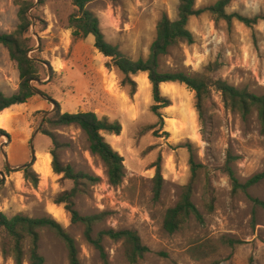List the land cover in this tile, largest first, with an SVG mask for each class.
<instances>
[{
    "label": "rangeland",
    "instance_id": "1",
    "mask_svg": "<svg viewBox=\"0 0 264 264\" xmlns=\"http://www.w3.org/2000/svg\"><path fill=\"white\" fill-rule=\"evenodd\" d=\"M27 1L31 3L28 14L33 39L28 56L40 62L42 71L41 82L32 84L42 96L36 94L28 103L11 107L6 111L7 125L0 126L4 131L0 134V213L8 218H53L75 240L81 264H104L96 248L85 239V227L73 224L65 205L56 204L57 198L74 185L63 175L53 173L50 152L56 150L62 165L100 178L97 185L77 197L76 209L83 216L108 213L96 225L95 234L109 229L137 232L150 249L137 264H264V209L250 199L264 201V180L250 188L248 194H235L227 172L228 166L245 184L264 171V134L257 114L243 119L227 109L221 95L215 93L214 122L206 140L195 110V93L176 83L161 86L162 96L171 105L160 109V118L152 109L155 102L147 74L134 77L136 93L131 94V88L122 85L123 76L111 59L95 47L93 36L74 41L69 18L75 9L69 1ZM217 1L197 0L196 8H209ZM179 2L96 0L87 8L98 17L107 42L138 60L147 58L161 17L166 14L177 19ZM19 9L17 0H0V33L15 31L20 23ZM226 10L250 18L263 16L264 0H234ZM188 29L195 43L172 47L160 60L161 71L204 74L264 95V22L254 28L238 21L228 25L205 12L192 17ZM210 66L214 71L209 70ZM18 89L17 64L0 44V90L12 96ZM57 104L61 113L94 112L100 119L121 124L120 135L103 134L124 158L126 177L121 186L109 184L103 162L91 154L87 137L78 126H52L46 122ZM39 128L33 142V160L30 142ZM42 129L57 138L59 148L42 134ZM46 158L52 172L45 176L36 161ZM191 158L202 166L192 200L204 222L192 218L170 235L163 229L164 217L191 180ZM159 161L164 183L156 200L154 178ZM27 165L38 175L37 185L25 179ZM40 235L39 251L45 264H69L63 240L48 229H42ZM223 237L244 243L236 248L219 244L218 251L203 260L191 256L196 244ZM103 246L109 264H130L121 242L105 238ZM10 249V239L0 227V264H17ZM22 264L29 263L25 260Z\"/></svg>",
    "mask_w": 264,
    "mask_h": 264
},
{
    "label": "trees",
    "instance_id": "2",
    "mask_svg": "<svg viewBox=\"0 0 264 264\" xmlns=\"http://www.w3.org/2000/svg\"><path fill=\"white\" fill-rule=\"evenodd\" d=\"M74 7L75 11L69 18V25L72 29L74 41H79L93 36L95 47L106 58L111 59V63L123 76L122 85L131 88V94L136 93V82L134 77L140 73L148 75L152 85L153 112L162 118L160 109L169 107L171 102L164 98L161 93L163 84H182L186 85L195 93V110L198 115L199 124L202 128L203 137L208 140L211 135L214 122L215 101L214 94L219 93L222 97L224 106L232 112L239 114L243 119H247L252 113H256L261 131L264 134V95L258 96L245 89H238L222 79H214L204 74L189 76L184 73H170L161 71L160 60L169 53V50L178 44L192 45L195 43L193 34L188 29L189 21L192 17H197L205 12H210L216 21H225L232 25L238 21L249 28H254L259 22H264L263 16L253 18L245 17L240 14L227 13V7L234 0H218L213 6L204 9H197V0H180L178 16L176 20L170 19L164 14L157 25V34L152 43L146 59L133 60L124 55L118 46L107 42L100 27L98 17L88 10L87 6L96 0H67ZM19 9V25L14 32L0 33V44L9 52L19 71V89L12 96H6L0 90V113L9 110L16 105L28 103L36 96L35 90L40 92L32 82L40 80L42 71L40 62L31 59L28 53L32 49V37L30 30L32 22L28 14L31 3L27 0H17ZM47 65L50 64L46 63ZM42 68H44L42 66ZM51 68V67H50ZM212 66L209 67V70ZM214 71V70H211ZM41 93V92H40ZM45 113V112H43ZM52 126H78L86 135L89 150L92 155L98 156L106 169L109 184L119 187L126 177L124 158L105 140L104 133L120 135L122 126L119 122H110L107 118L100 119L94 112L84 113H61L57 104L55 112L46 120ZM42 134L49 137L56 147H60L57 138L42 129ZM4 133L0 129V134ZM52 156V169L56 175H63V179L73 182L70 191L63 192L56 200V204L65 205V210L71 216L73 224H82L85 227L84 236L88 243L93 245L99 252L104 264H109L105 252L103 241L109 238L116 242H121L124 255L130 264H137L150 253L149 247L144 245L139 234L132 230H102L95 234V227L108 216L107 212L100 214L83 216L76 209L77 197L84 195L87 191L100 182V178L95 175L76 171L70 165H62L56 150L50 152ZM156 175L154 178V198L158 200L161 196L164 178L160 161L156 164ZM202 166L197 165L191 158V180L183 188L178 203L167 210L163 229L167 234H175L180 231L192 218L203 223V215L194 204L192 197L194 186L198 176V170ZM233 192H244L264 180V171L252 177L245 184L237 179L234 171L227 166ZM25 179L37 185L38 175L33 172L30 166L24 169ZM255 206L264 209V201L250 197ZM211 207V205H210ZM0 227L4 230L11 242V254L17 264H22L25 260L29 264H45V259L40 253V231L48 229L54 233L66 245L68 251L69 264H81L79 250L75 240L65 231V229L53 218H30L24 215H17L13 218L0 213ZM27 243V249H25ZM244 242L241 240L223 237L219 241L207 240L196 244L190 254L193 258L203 260L211 257L218 251V245L236 248Z\"/></svg>",
    "mask_w": 264,
    "mask_h": 264
},
{
    "label": "bare ground",
    "instance_id": "3",
    "mask_svg": "<svg viewBox=\"0 0 264 264\" xmlns=\"http://www.w3.org/2000/svg\"><path fill=\"white\" fill-rule=\"evenodd\" d=\"M6 111L0 113V126H3L5 124L7 125L6 122H8V120H9V115H8V113ZM36 162H37V164L42 166L41 169H42V171H43L45 176L51 174L52 170H51V167H50V162H49V160L47 158L46 159H39V161H36Z\"/></svg>",
    "mask_w": 264,
    "mask_h": 264
},
{
    "label": "water",
    "instance_id": "4",
    "mask_svg": "<svg viewBox=\"0 0 264 264\" xmlns=\"http://www.w3.org/2000/svg\"><path fill=\"white\" fill-rule=\"evenodd\" d=\"M36 82H38V83H40L41 81L40 80H37ZM36 94H38V95H41L42 96V94L40 93V92H38V91H34ZM48 101H50L54 106H56V104L51 100V99H48ZM50 114V112L49 113H46V116L45 117H47L48 115ZM40 129L41 128H39L38 130H37V132L35 133V135H34V137L32 138V140H31V142H30V144H31V154H32V157H33V160L35 159V150H34V147H33V142H34V138H35V136L40 132ZM3 148H4V145H2L1 146V150L3 151ZM4 154V157H5V159H6V165H7V168H10L9 167V164H8V158H7V155L5 154V153H3ZM28 166V165H27ZM26 167V166H25ZM0 175H1V172H0Z\"/></svg>",
    "mask_w": 264,
    "mask_h": 264
}]
</instances>
